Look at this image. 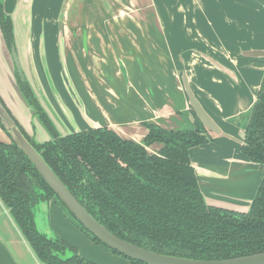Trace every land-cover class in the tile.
<instances>
[{
    "label": "crops",
    "instance_id": "obj_1",
    "mask_svg": "<svg viewBox=\"0 0 264 264\" xmlns=\"http://www.w3.org/2000/svg\"><path fill=\"white\" fill-rule=\"evenodd\" d=\"M2 1L14 20L15 43L26 79L59 133L108 126L143 143L148 132L145 121L173 130L193 129L187 80L220 129L209 132L210 142L190 150L202 192L210 204L244 212L249 208L262 181L264 164L250 161L241 142L248 110L257 99L264 74V55L249 54L264 50V0H116L117 5L136 6L140 27L136 24L122 36L111 30L109 23L115 17L105 12L97 14L95 24L103 30L96 33L109 49V61L125 65L99 62V66H91L83 61L82 66L73 62L74 68L69 67L61 43L63 34L58 35L56 46L51 37L49 44L36 34L40 26L33 5H40L41 0ZM64 3L59 11L65 12ZM0 94L30 134L36 130L37 139L50 138L20 92L1 32ZM32 124H36L35 130ZM0 139L8 140L1 128ZM160 148L158 143L149 147L152 152ZM51 201L61 206L58 199ZM0 208V214L4 208L10 226L15 227L8 230L0 223V264H43L1 199ZM47 210L52 218L49 203ZM71 229L56 230L73 238Z\"/></svg>",
    "mask_w": 264,
    "mask_h": 264
},
{
    "label": "trees",
    "instance_id": "obj_2",
    "mask_svg": "<svg viewBox=\"0 0 264 264\" xmlns=\"http://www.w3.org/2000/svg\"><path fill=\"white\" fill-rule=\"evenodd\" d=\"M0 28L11 51L14 22L2 1ZM16 74L20 92L50 139L37 142L17 122L20 131L76 199L114 234L146 249L194 259L264 252V174L245 212L210 204L190 160V150L213 137L194 111L193 129L173 130L145 121L148 132L143 143L108 126L61 134L31 84ZM262 78L257 99L248 110L242 146L244 155L259 164H264V74ZM154 143L161 145L158 152L149 149ZM52 198L57 199L54 190L25 151L14 140H0V199L39 261L98 264L81 256L78 248L61 236L39 229L37 210ZM93 240L102 242L95 236ZM129 260L131 264H146Z\"/></svg>",
    "mask_w": 264,
    "mask_h": 264
},
{
    "label": "rangeland",
    "instance_id": "obj_3",
    "mask_svg": "<svg viewBox=\"0 0 264 264\" xmlns=\"http://www.w3.org/2000/svg\"><path fill=\"white\" fill-rule=\"evenodd\" d=\"M41 1L42 3L40 5H33V9H35V22L40 26L36 27V34H40L41 36H44L46 39H48L49 44V37H51V44H53V46H56V40H58L57 37L59 33L63 34V38L65 36V40L63 39L62 42L60 40V42L62 43V46L65 45V48L67 50L68 59H70L69 62L72 64H70V68H74L73 62L75 63V65L78 64V66H82L83 61H85V64L91 66H99V62L105 63V66L125 65L122 61H117V64L109 61V49L107 48L104 39H102L101 42L99 41L96 33H102L100 30L103 29H101L99 24H95V21L98 20V16L103 15L105 12L109 15H112L113 17H115V20L113 23H109L110 27H113H111V30L123 33V36L124 34H126V32L129 31V29L135 28L136 24H140L137 17L138 11L136 9V6H129V4L117 5L116 0ZM65 1L68 3V6L66 3L65 7L67 8H65V12L63 11L64 9L59 11L63 4H65ZM37 2L39 3V1ZM57 16H59V18ZM145 22L146 21L143 20L141 23L145 24ZM97 26L99 27L97 28ZM138 27L140 26L138 25ZM82 36L84 37L83 40L81 38ZM98 44L99 48L97 47ZM45 46H47V42L45 43ZM65 62L67 63L66 58ZM34 127L36 128V124H34ZM36 138L37 137H35V140L37 142L42 140ZM48 203L49 209L52 210L50 211V214L53 217L50 218L51 216L49 217L45 214L46 218H42L41 216H39V213L42 212L43 209L42 207L41 209H38L37 216L40 230H42L43 232L48 231L52 235L61 236L63 239H67L72 245L78 248V251L81 255L82 252H85L83 255L84 257L91 261L97 262L98 264H130L129 258L125 255L116 251L113 252L112 249L106 246L103 242H96L95 240H93L92 233L88 231L82 224H80L77 219L66 210L65 207H63L62 205L60 206L59 204L54 205L52 204V201ZM3 210L4 208H2V214H0L1 225L3 226V228L5 227L8 230L15 228L10 226L11 223L10 221H8V217L6 218L7 213H5V211ZM59 221L60 223H57ZM67 225L73 229H71L74 232L73 238L68 237L66 232H62L64 234L62 236L56 230H59L60 228H68Z\"/></svg>",
    "mask_w": 264,
    "mask_h": 264
},
{
    "label": "water",
    "instance_id": "obj_4",
    "mask_svg": "<svg viewBox=\"0 0 264 264\" xmlns=\"http://www.w3.org/2000/svg\"><path fill=\"white\" fill-rule=\"evenodd\" d=\"M2 1V0H0ZM3 2V1H2ZM4 4V2H3ZM6 12V10H5ZM7 13V12H6ZM8 14V13H7ZM9 15V14H8ZM11 16V15H9ZM12 18V17H11ZM14 22V20H13ZM60 24V23H59ZM0 32L2 34L1 28ZM61 32V31H60ZM15 33V32H14ZM60 34V33H59ZM4 38V35H3ZM5 41V39H4ZM6 44V43H5ZM7 48V45H6ZM9 58L14 71H18L19 75L25 79L24 68L22 67L19 52H17L16 43L12 46L11 51L8 50ZM249 54L254 56L264 55V50H252ZM186 91L190 98V103L193 111L198 115L201 122L204 124L208 132H220L217 124L212 117L204 110L200 101L194 96L188 81L186 80ZM37 97V96H36ZM0 118L5 129L11 134L17 145L25 151L28 158L37 167L38 171L44 178L46 183L54 190L59 202L65 205V208L72 213L77 221L82 224L93 236L99 238L106 246L113 250L119 251L129 259H136L146 264H264V252L251 253L244 256H236L227 259H194L190 257H178L169 254H162L151 249H146L135 243H131L116 233L110 231L104 224L97 220L93 215L89 213L86 207L80 202L74 194L70 191L66 183H63L59 176L55 173L53 168L45 161L43 156L38 150L27 140L25 135L20 131L17 126L16 120L10 115L5 108L3 102L0 100ZM37 139V138H36ZM245 132L242 135V144H244ZM48 202L42 204V212L39 216L46 218L48 216L47 210ZM46 214V216H45ZM37 216V215H36ZM37 224L39 227V221L37 216ZM40 229V228H39ZM52 235L50 232H45Z\"/></svg>",
    "mask_w": 264,
    "mask_h": 264
},
{
    "label": "flooded vegetation",
    "instance_id": "obj_5",
    "mask_svg": "<svg viewBox=\"0 0 264 264\" xmlns=\"http://www.w3.org/2000/svg\"><path fill=\"white\" fill-rule=\"evenodd\" d=\"M16 72H18V71H15V77H16V82H17V74H16ZM19 74V73H18ZM20 76V75H19ZM20 78L21 79H23L21 76H20ZM25 80H27L26 79V76H25ZM27 82H29V81H27ZM30 84V83H29ZM17 85H18V83H17ZM19 86V85H18ZM32 86V85H31ZM33 88V87H32ZM19 89H20V87H19ZM36 95V94H35ZM0 100H1V102H3V104H4V106H5V108L7 109V111L10 113V115L16 120V123L17 122H19V124H20V126H22V128L25 130V132H27V134L28 135H30V137H33V138H35L36 137V134H35V132H33L34 134H30L26 129H25V127H24V125L22 124V122L19 120V118H17L16 116H15V114H14V112L11 110V108L9 107V105L7 104V102H5L4 101V99H3V97H2V95L0 94ZM26 101V100H25ZM39 101V100H38ZM28 103V102H27ZM41 103V102H40ZM28 105H30L29 103H28ZM31 106V105H30ZM32 107V106H31ZM33 109V108H32ZM33 114H34V111H33ZM34 116L35 117H37L35 114H34ZM38 119H39V117H37ZM40 120V119H39ZM41 121V120H40ZM42 123V122H41ZM17 126H18V123H17ZM0 128L3 130V132L5 133V135L7 136V139L8 140H6V141H4V140H2V141H4V142H7V143H12L13 142V138H12V136L8 133V131L5 129V127H4V125L2 124V121H1V118H0ZM20 129V128H19ZM32 130H35V127H34V124H32ZM82 130H86V129H82ZM76 132H79V131H76ZM50 139V138H49ZM1 140V139H0ZM47 140V139H46ZM39 142H43V141H39ZM59 201V200H58Z\"/></svg>",
    "mask_w": 264,
    "mask_h": 264
}]
</instances>
